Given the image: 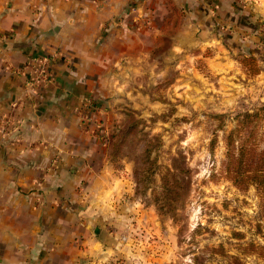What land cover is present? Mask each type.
<instances>
[{
  "label": "crops",
  "instance_id": "obj_1",
  "mask_svg": "<svg viewBox=\"0 0 264 264\" xmlns=\"http://www.w3.org/2000/svg\"><path fill=\"white\" fill-rule=\"evenodd\" d=\"M249 1L172 0L181 15L169 32L166 0H0V264L153 263L143 231L156 220L136 208L104 132L121 103L148 96L141 82H157L164 36L181 56L210 50L209 66L260 47L264 0ZM39 56L52 58V79L26 88L23 65Z\"/></svg>",
  "mask_w": 264,
  "mask_h": 264
},
{
  "label": "rangeland",
  "instance_id": "obj_2",
  "mask_svg": "<svg viewBox=\"0 0 264 264\" xmlns=\"http://www.w3.org/2000/svg\"><path fill=\"white\" fill-rule=\"evenodd\" d=\"M171 1L164 23L169 32L181 15ZM214 27L225 38L239 31L236 25ZM261 42L252 51L236 47L231 56L217 57L225 62L218 67L203 58L210 50L181 56L167 50L164 36L157 50L168 59L159 66L163 74L154 85L141 82L148 96L134 97L133 106L121 103L109 122L108 158L130 171L136 208L156 220V229L143 231L154 240L151 264H264L263 196L255 184L238 185L223 171L225 136L241 114L264 105V37ZM257 133L261 148L264 122Z\"/></svg>",
  "mask_w": 264,
  "mask_h": 264
},
{
  "label": "trees",
  "instance_id": "obj_3",
  "mask_svg": "<svg viewBox=\"0 0 264 264\" xmlns=\"http://www.w3.org/2000/svg\"><path fill=\"white\" fill-rule=\"evenodd\" d=\"M251 58L250 56L244 58L242 64H247V60ZM252 72L257 73V70ZM261 122H264V105L237 118L234 132L230 131L225 136L223 171L227 178L238 185L253 183L258 186L264 201V145L259 148L261 138L257 133ZM109 133L106 131L103 135L107 145L112 143L114 132Z\"/></svg>",
  "mask_w": 264,
  "mask_h": 264
},
{
  "label": "built area",
  "instance_id": "obj_4",
  "mask_svg": "<svg viewBox=\"0 0 264 264\" xmlns=\"http://www.w3.org/2000/svg\"><path fill=\"white\" fill-rule=\"evenodd\" d=\"M51 63L50 56H39L27 60L21 70V72L27 71L30 74L24 83L26 88H33L40 82L50 81L52 79Z\"/></svg>",
  "mask_w": 264,
  "mask_h": 264
}]
</instances>
